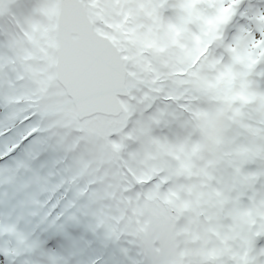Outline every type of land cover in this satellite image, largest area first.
<instances>
[{"label":"snow or ice","instance_id":"1","mask_svg":"<svg viewBox=\"0 0 264 264\" xmlns=\"http://www.w3.org/2000/svg\"><path fill=\"white\" fill-rule=\"evenodd\" d=\"M261 14H264V3L255 4ZM248 4L242 2L236 9L231 21L225 25L224 42H231L236 32V25L244 23ZM257 39H264V34L259 31L254 33ZM260 68L259 63L257 69ZM0 105L6 109L0 114V172L13 171L20 167L25 159L35 158L39 163V142L41 133L38 130L39 117L31 109L21 110L20 106H9V102L0 98ZM63 189L52 195L45 206L49 212L47 220L40 224L37 231L43 241L46 252L52 253V264H63L61 256L67 255L71 250L70 238L75 235L73 213L76 208L70 203V197L61 198ZM264 237L257 240L256 255L254 264L264 262ZM59 254V255H57ZM25 253L23 251L12 252V250H0V264H23Z\"/></svg>","mask_w":264,"mask_h":264},{"label":"rangeland","instance_id":"2","mask_svg":"<svg viewBox=\"0 0 264 264\" xmlns=\"http://www.w3.org/2000/svg\"><path fill=\"white\" fill-rule=\"evenodd\" d=\"M225 4L222 5V7L215 5L212 8H208L206 6H200L199 7V11L201 14H203V16H201L205 21L209 22L211 20H213L212 18L214 17V15L217 13L219 15L220 12H224V8H225ZM24 10H29L27 8V6L24 7H16L15 8V14L17 16V18L22 21L25 22L26 18L24 17ZM183 14H180L179 16V20L182 19ZM264 26V23H263ZM264 32V30H263ZM264 43V39H257L256 37L254 38V41H250L248 42V48L250 50L251 53H254L256 51V49H258L261 44ZM255 44V45H253ZM253 46H255V49L253 48ZM36 47V45L34 44V42L30 45V47L28 48V50H34ZM213 51V46L211 45L208 50L207 53L208 55ZM227 173H229L228 171H226ZM226 176V175H225ZM209 179L214 180L215 181V191L217 192L218 189H222L223 193H228L229 189H230V180L229 178L226 176L224 177V172L222 170H217L214 174H211L209 176ZM228 212L232 213L233 210L238 211V208L240 207V204L235 205V203L233 202H229L228 203Z\"/></svg>","mask_w":264,"mask_h":264},{"label":"bare ground","instance_id":"3","mask_svg":"<svg viewBox=\"0 0 264 264\" xmlns=\"http://www.w3.org/2000/svg\"><path fill=\"white\" fill-rule=\"evenodd\" d=\"M103 109H109V106H104Z\"/></svg>","mask_w":264,"mask_h":264}]
</instances>
